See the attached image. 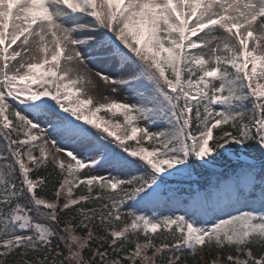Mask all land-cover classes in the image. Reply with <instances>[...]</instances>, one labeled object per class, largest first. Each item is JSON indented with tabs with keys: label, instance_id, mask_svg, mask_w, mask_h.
<instances>
[{
	"label": "snow or ice",
	"instance_id": "6c2138e0",
	"mask_svg": "<svg viewBox=\"0 0 264 264\" xmlns=\"http://www.w3.org/2000/svg\"><path fill=\"white\" fill-rule=\"evenodd\" d=\"M0 142V264H264V0H0Z\"/></svg>",
	"mask_w": 264,
	"mask_h": 264
},
{
	"label": "trees",
	"instance_id": "16d2710c",
	"mask_svg": "<svg viewBox=\"0 0 264 264\" xmlns=\"http://www.w3.org/2000/svg\"><path fill=\"white\" fill-rule=\"evenodd\" d=\"M101 115H103V113ZM0 146H2V142H0ZM212 174L213 173L211 171L201 172L200 170H195L193 177L188 181H183L182 183L185 188L189 186H194L197 184H199L201 187H204L206 186L208 178ZM215 258H216L215 254H204L199 258L198 264H211V262Z\"/></svg>",
	"mask_w": 264,
	"mask_h": 264
},
{
	"label": "rangeland",
	"instance_id": "374dc122",
	"mask_svg": "<svg viewBox=\"0 0 264 264\" xmlns=\"http://www.w3.org/2000/svg\"><path fill=\"white\" fill-rule=\"evenodd\" d=\"M102 87L103 86L101 85V89H102ZM93 95H96V93H93ZM188 259H189V264H193L192 258L189 257ZM216 259H217V257L215 259H213V261L216 260Z\"/></svg>",
	"mask_w": 264,
	"mask_h": 264
}]
</instances>
